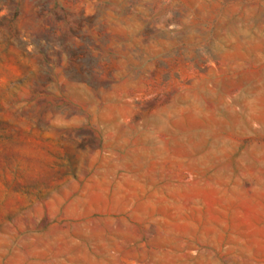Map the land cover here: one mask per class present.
Here are the masks:
<instances>
[{
	"label": "rangeland",
	"instance_id": "374dc122",
	"mask_svg": "<svg viewBox=\"0 0 264 264\" xmlns=\"http://www.w3.org/2000/svg\"><path fill=\"white\" fill-rule=\"evenodd\" d=\"M257 216L264 0H0V264H264Z\"/></svg>",
	"mask_w": 264,
	"mask_h": 264
},
{
	"label": "crops",
	"instance_id": "0c3cea01",
	"mask_svg": "<svg viewBox=\"0 0 264 264\" xmlns=\"http://www.w3.org/2000/svg\"><path fill=\"white\" fill-rule=\"evenodd\" d=\"M219 220V217H217V216H215V217H212L211 218V221L213 222V221H218ZM254 220L256 221V222H263L264 221V217H255L254 218Z\"/></svg>",
	"mask_w": 264,
	"mask_h": 264
}]
</instances>
